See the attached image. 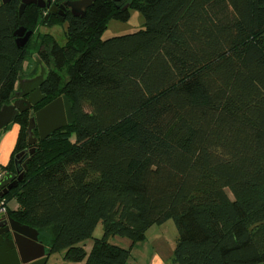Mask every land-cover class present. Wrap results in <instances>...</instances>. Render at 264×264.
I'll return each instance as SVG.
<instances>
[{"label":"trees","instance_id":"trees-1","mask_svg":"<svg viewBox=\"0 0 264 264\" xmlns=\"http://www.w3.org/2000/svg\"><path fill=\"white\" fill-rule=\"evenodd\" d=\"M19 6L0 0V110L33 50L45 74L31 110L65 97L74 120L28 148L22 180L0 198L4 216L35 230L60 264H126L168 220L172 264H264V0H93L82 16L46 19ZM129 10L143 28L103 40ZM56 24H66L62 45L40 34L17 47L19 28ZM28 120L12 121L3 175L26 151Z\"/></svg>","mask_w":264,"mask_h":264},{"label":"water","instance_id":"water-1","mask_svg":"<svg viewBox=\"0 0 264 264\" xmlns=\"http://www.w3.org/2000/svg\"><path fill=\"white\" fill-rule=\"evenodd\" d=\"M10 0H1L3 5ZM93 0H80L75 2H67L63 5L56 6L50 0H20L19 14L29 5H35L39 9H45V19L50 13H58L62 15L64 11L69 10L73 16H82L83 9L91 5ZM31 31L19 28L14 32L16 45L18 48L23 47L29 37ZM39 66V73L30 79H23L21 76L17 78L19 93H14L12 104L4 105L0 110V130L11 123L18 115L29 111L33 106L37 105L44 99L39 88L42 83L45 70L40 65L37 56H34ZM28 95L27 100H21L22 96ZM35 97V98H34ZM74 120L71 114V105L65 97H59L36 112L29 113L27 126V145H34L37 141H43L50 134L60 130L66 125L70 126ZM33 130L37 135L33 136ZM22 151L15 155L14 161L17 166V160L24 154ZM32 154L33 149L28 151ZM27 161L23 164L25 168ZM24 176V172H20L17 168L15 173H6L0 182V198L2 194L9 189L15 187ZM11 233V238L3 236L4 233ZM26 256L25 258H23ZM47 254L44 246L38 241V233L26 226H22L6 216H0V264H45Z\"/></svg>","mask_w":264,"mask_h":264},{"label":"rangeland","instance_id":"rangeland-1","mask_svg":"<svg viewBox=\"0 0 264 264\" xmlns=\"http://www.w3.org/2000/svg\"><path fill=\"white\" fill-rule=\"evenodd\" d=\"M143 24H144V21L141 15L134 10H129L128 21L126 23H120L117 21H109L107 24V28L105 32L102 34L101 38L105 40L111 37L130 34V33H133V32H136L142 29ZM65 29H66V24H62V25L56 24L50 27H44L42 25H39L36 31H34V33L31 34L30 36L29 46L32 47L33 45L39 44L40 34H49L55 38L57 43L62 45L65 41L64 35H63ZM34 56H35V52L33 50H30L29 56L22 66L21 78L32 76V75L34 76L33 74L34 72H36V75L40 72L39 66L36 63ZM9 126H12V125H7L6 131L8 130ZM2 134H3V131L1 130L0 138ZM101 236H102V227H101V224H98L93 232V238H100ZM176 236H177V231H176V227L172 220H168L161 225L151 226L146 232V239L145 241H143V244H141L142 243L141 242V243L135 244V246L133 245L134 249L137 250L141 255L138 262L134 264H148L149 261L147 262V260L149 259L150 255L152 256L155 253H157V256H159L163 264H171V258L173 255V248H174V242H175ZM109 242L115 245H118L120 247H123V248L125 247L127 248V245H128L127 240L119 238V237L111 238L109 239ZM90 243H91V240H86L85 242L82 243V245L83 247L84 246L87 247V245H89ZM59 259L61 260L59 255H56V254L50 255L48 257L47 264L58 261ZM131 259H132V255L131 257H129L128 261H130Z\"/></svg>","mask_w":264,"mask_h":264},{"label":"crops","instance_id":"crops-1","mask_svg":"<svg viewBox=\"0 0 264 264\" xmlns=\"http://www.w3.org/2000/svg\"><path fill=\"white\" fill-rule=\"evenodd\" d=\"M23 79H30V76L24 77ZM15 90H16L15 93H19L20 92V89L18 88V84L17 83H16V89ZM14 101H15V99H13L9 104H12ZM8 125H12V126H9L7 131H6L7 127H5L2 130L3 134H2V136L0 138V167L1 166H5L9 162L11 153L13 152V149H14V146H15V143H16V139H17V136H18V131H19V127H18L17 124L12 122V123H9ZM7 207L10 210H15L17 208V206H16L14 201L8 202L7 203ZM141 244H143V242ZM128 246H129V243H128L127 247ZM134 246H132V248L130 250V257L132 255V259L130 261H128L129 260V258H128L126 264L137 263L138 260L141 257L140 253L137 250L134 249ZM83 248H84L85 252L88 253L90 251V248H91V243L89 245H87V247L84 246ZM135 251H137V252H135ZM59 260L55 261L53 263H49V264H60L61 260L60 261ZM47 261H48V257H47V260H46L45 264H47ZM148 261H149L148 264H163L162 260L159 258V256H157V253L153 254L152 256L150 255V257L147 260V262Z\"/></svg>","mask_w":264,"mask_h":264},{"label":"flooded vegetation","instance_id":"flooded-vegetation-1","mask_svg":"<svg viewBox=\"0 0 264 264\" xmlns=\"http://www.w3.org/2000/svg\"><path fill=\"white\" fill-rule=\"evenodd\" d=\"M34 74V76L36 75V72H34L33 73ZM33 75L32 76H30V78H32V77H34ZM27 98H28V95H25V96H22L20 99L21 100H27ZM35 98V97H34ZM38 104H40V102L38 103ZM37 104V105H38ZM36 106V105H35ZM34 107V106H33ZM32 107V108H33ZM31 108V109H32ZM29 110L28 112H32L33 110ZM39 109H40V107H39ZM34 134H36L37 135V133L34 131L33 132V136L35 137V135ZM31 146H33V145H31ZM30 146H27V148H26V151L24 152V154L17 160V168L20 170V168H19V166H23V164L28 160V156L30 155L29 154V152H28V148H29ZM3 236H6L7 238H11V233L10 232H8V233H4V234H2ZM26 256H24L23 258H25Z\"/></svg>","mask_w":264,"mask_h":264},{"label":"built area","instance_id":"built-area-1","mask_svg":"<svg viewBox=\"0 0 264 264\" xmlns=\"http://www.w3.org/2000/svg\"><path fill=\"white\" fill-rule=\"evenodd\" d=\"M2 178H3V172L0 169V182H1ZM6 210H7V208L4 205L3 201H0V216H4L6 213Z\"/></svg>","mask_w":264,"mask_h":264}]
</instances>
